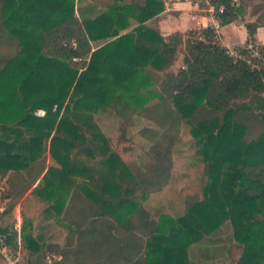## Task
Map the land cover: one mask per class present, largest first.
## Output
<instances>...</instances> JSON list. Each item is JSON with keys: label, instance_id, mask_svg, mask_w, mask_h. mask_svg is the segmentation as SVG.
I'll list each match as a JSON object with an SVG mask.
<instances>
[{"label": "trees", "instance_id": "1", "mask_svg": "<svg viewBox=\"0 0 264 264\" xmlns=\"http://www.w3.org/2000/svg\"><path fill=\"white\" fill-rule=\"evenodd\" d=\"M99 1L107 9L80 20L74 0H0V174L10 173L18 197L43 174L48 150L60 165L33 191L48 215L71 226L53 264H202L191 251L211 260L222 239L241 248L233 264H264L262 59L230 56L211 27L163 36L146 25L165 10L163 0ZM210 2L225 5L222 25L242 10L234 0ZM261 18L246 23L245 43H257L264 57ZM180 53L183 65L172 71ZM41 107L44 116L36 115ZM111 107L145 117L162 110L154 145L166 157L157 180H145L102 130L95 116ZM184 126L205 164V186H186L182 212L157 218L141 201L171 180ZM2 231L12 253L21 249L16 231ZM22 232L27 249L39 252L32 232Z\"/></svg>", "mask_w": 264, "mask_h": 264}, {"label": "rangeland", "instance_id": "2", "mask_svg": "<svg viewBox=\"0 0 264 264\" xmlns=\"http://www.w3.org/2000/svg\"><path fill=\"white\" fill-rule=\"evenodd\" d=\"M74 3L76 7L86 3V1L74 0ZM235 4L236 8L239 7L243 10L239 12L237 18L247 19L246 15L251 17L257 11L259 12V8L262 7L260 10V12H263L260 13L262 15L261 20L264 18V0H235ZM245 8L246 12L244 11ZM78 12L83 16L80 10ZM225 31L229 43L238 44L243 41L242 28L230 26L226 27ZM212 39H215L214 35ZM221 41L224 44L222 38ZM182 65L183 53H180L171 70L178 71ZM161 113H163L162 110L158 108V110L151 112L150 116L152 117H145L128 110L121 112L120 109L111 107L97 113L95 116L114 147L118 149L125 160L140 164L147 172L145 180L149 179V182L157 180V170L163 165L166 157V152L154 145L162 133V125L159 121H155V119L162 120ZM172 158L173 174L171 180L163 188L150 193L147 199L141 201L142 205L150 210V214L157 218L162 213L177 216L182 212L183 196L181 191L186 186L193 185L195 191L201 193L205 186V164L197 153L196 141L190 134L189 127L184 126L182 140L176 146ZM79 180L80 178L76 179V181ZM150 187L152 188L151 185ZM47 208H49L48 203L44 200H35L30 195L17 197L9 191L0 201V233L5 228L13 232L16 231L17 236L12 239V243H16L21 248L25 258H28L32 264H39L41 255L42 257L54 256L55 259L53 260L61 259L62 256L58 251L69 240L68 234L71 231V226L61 216L48 215L46 213ZM24 226L40 242L41 249L39 252L33 253L27 249L24 233L22 232ZM220 244L224 246V249L222 251L218 250L211 260L214 264H233V261L238 259L241 248L234 242L231 244L232 247L227 248V242L224 239L216 243V245ZM190 255L194 262L211 263V260H207L201 255L200 250L193 249ZM44 257L43 264H45L44 259H47V257ZM0 264H6L1 255Z\"/></svg>", "mask_w": 264, "mask_h": 264}, {"label": "crops", "instance_id": "3", "mask_svg": "<svg viewBox=\"0 0 264 264\" xmlns=\"http://www.w3.org/2000/svg\"><path fill=\"white\" fill-rule=\"evenodd\" d=\"M86 3L78 5L75 7V15L80 19L83 18H90L95 17L100 14L102 11L107 9L108 5H102V2L99 0H85ZM110 1V0H107ZM165 2V10L158 14L153 19L149 20L146 25L151 26L153 28L159 29L163 36H167L171 33L180 31L186 32L191 29H200L210 26L211 23L215 22V17L213 16L212 12L204 10V7L207 6L206 1L204 0H163ZM235 1V0H234ZM239 5V3H238ZM262 7V6H261ZM263 8V7H262ZM259 8V12L253 14V16L248 17L245 16L247 19H242V17L235 19L233 22L224 25L221 29V38L225 45L230 47H235L239 45H243L246 42L248 32L246 28V23L254 22L258 19L261 15ZM83 14L81 16L79 11ZM246 12V8L244 9ZM239 19V20H238ZM236 25V26H235ZM136 25H133L130 29L134 28ZM240 27L243 29V41L238 44H231L228 41L227 32L225 31L226 27ZM130 29L122 31V33H126L130 31ZM256 37L259 43L264 45V23L257 28ZM97 45V43H95ZM45 110V108L41 107L38 108L36 111V115L41 116L38 114V110ZM50 141L47 142V147H49ZM49 166L60 167V165L55 161V159L51 156L49 150L46 153V169L43 171V174L38 178L35 184L28 189V191L24 194L25 196L30 195L33 199L38 200L39 194L34 193L33 191L37 189L36 187L42 181V176L46 172ZM10 173L7 174L9 178ZM10 190V189H9ZM42 190L40 191V193ZM33 194V195H32Z\"/></svg>", "mask_w": 264, "mask_h": 264}, {"label": "built area", "instance_id": "4", "mask_svg": "<svg viewBox=\"0 0 264 264\" xmlns=\"http://www.w3.org/2000/svg\"><path fill=\"white\" fill-rule=\"evenodd\" d=\"M206 1L207 6L204 7V10H207L209 12H212L213 16L215 17V22L211 23L210 26L215 33V41L227 48V53L230 56H233L235 58H242L246 59L249 63H251L254 59L261 58L264 63V57L261 54V50L259 48V45L254 42L244 43L243 45L230 47L228 45L222 44L221 41V29L224 25L221 24L218 15H222L225 12V5L221 4L219 6L218 10H215V7L211 4L210 0H204ZM235 1L233 2V6H235ZM242 46V47H240ZM254 67L258 68L259 65L257 63H252ZM56 107V106H55ZM38 114L41 116H44L46 114L45 110H38ZM10 189V182L7 176L0 174V201L1 198L9 191ZM0 255L4 258L6 264H27L23 259V253L21 249H19L16 253H12L10 248L6 245H4L0 241ZM54 256H47V263L53 264L55 260Z\"/></svg>", "mask_w": 264, "mask_h": 264}]
</instances>
